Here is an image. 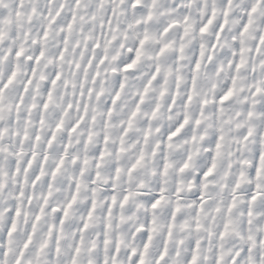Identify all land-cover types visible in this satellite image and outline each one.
I'll use <instances>...</instances> for the list:
<instances>
[{
  "label": "clouds",
  "instance_id": "1",
  "mask_svg": "<svg viewBox=\"0 0 264 264\" xmlns=\"http://www.w3.org/2000/svg\"><path fill=\"white\" fill-rule=\"evenodd\" d=\"M141 258L264 264V0H0V264Z\"/></svg>",
  "mask_w": 264,
  "mask_h": 264
},
{
  "label": "snow or ice",
  "instance_id": "2",
  "mask_svg": "<svg viewBox=\"0 0 264 264\" xmlns=\"http://www.w3.org/2000/svg\"><path fill=\"white\" fill-rule=\"evenodd\" d=\"M203 31V29H202ZM129 67H131V65H129ZM228 95H231V90H229ZM224 99H227V96L224 97ZM173 135H175V133H173ZM211 171V169H209V172ZM208 173H205V175H207ZM158 203V202H157ZM155 207V205H153ZM86 227V225H85ZM140 264H143V259L141 258Z\"/></svg>",
  "mask_w": 264,
  "mask_h": 264
}]
</instances>
